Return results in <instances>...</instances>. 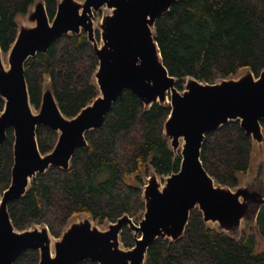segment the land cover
Listing matches in <instances>:
<instances>
[{
  "label": "water",
  "instance_id": "obj_1",
  "mask_svg": "<svg viewBox=\"0 0 264 264\" xmlns=\"http://www.w3.org/2000/svg\"><path fill=\"white\" fill-rule=\"evenodd\" d=\"M179 0H57L49 19L43 0H35L25 23L16 20L17 36L4 65L0 48V147L6 132H13V165L9 186L0 192V264H14L27 250L39 253L38 264H145L146 253L157 239L176 242L184 235L190 212L198 210L203 222L238 239L242 223L248 229L260 211L264 215V163L253 181L228 188L217 184L201 162L207 134L239 121L252 144L264 147V70L258 77L246 70L215 84L186 78L182 91L165 68L154 27ZM103 10L99 22L94 13ZM85 33L98 66L92 76L98 95L73 118L60 111L48 82L43 84L37 112L29 101L24 65L45 53L59 39ZM98 33L99 38H96ZM99 41V42H98ZM124 91L135 95L145 110L159 104L169 108L163 137L181 157L176 173L160 177L150 171L141 188L144 211L123 215L101 230L88 216L69 221L58 239L46 225L17 231L8 204L27 193L31 181L50 168L68 171L77 150L85 148V135L103 127L104 118ZM35 110V109H34ZM57 134L53 149L42 155L36 130ZM254 169V167H253ZM75 220V219H74ZM127 228L134 246L124 248L120 236ZM258 234V231H257ZM53 248V249H52Z\"/></svg>",
  "mask_w": 264,
  "mask_h": 264
},
{
  "label": "trees",
  "instance_id": "obj_2",
  "mask_svg": "<svg viewBox=\"0 0 264 264\" xmlns=\"http://www.w3.org/2000/svg\"><path fill=\"white\" fill-rule=\"evenodd\" d=\"M43 1L52 19L57 0ZM34 2L0 0V48L4 54L16 39L17 18L26 15ZM154 33L163 64L177 80L178 90L188 77L212 85L241 71L258 77L264 70V0H179L156 20ZM97 66L85 33L59 39L24 65L31 106L38 110L43 84L48 82L61 113L75 117L98 95L92 80ZM3 106L0 99V113ZM169 112L159 104L145 110L135 95L124 91L106 114L103 127L85 135L87 146L76 151L68 171L50 168L37 175L25 196L8 204L14 228L24 231L44 224L58 239L68 222L81 214L98 226L116 222L123 215H141L143 178L152 170L159 177L168 176L180 167V155L170 150L163 137ZM261 126L264 129V122ZM36 137L42 155L57 141V134L44 127L37 128ZM13 141L8 129L0 147V192L10 184ZM252 154L251 138L234 121L205 136L201 162L217 184L232 189L251 172ZM256 227L264 238L262 211ZM120 242L126 249L134 246L127 228ZM256 247L253 233L229 237L208 227L194 210L182 238L176 242L157 239L146 253L145 264H264V252H257ZM38 262V251L27 250L14 264Z\"/></svg>",
  "mask_w": 264,
  "mask_h": 264
},
{
  "label": "rangeland",
  "instance_id": "obj_3",
  "mask_svg": "<svg viewBox=\"0 0 264 264\" xmlns=\"http://www.w3.org/2000/svg\"><path fill=\"white\" fill-rule=\"evenodd\" d=\"M78 1H82V0H78ZM102 12H103V10H100L99 12L94 13V23L95 24L100 21V19L102 17ZM18 22H21L23 25L26 24L25 23V17H19L18 18ZM2 59H3L4 65L7 66V53L2 55ZM238 75H236L235 77H237ZM178 91H182V90H178ZM33 112L36 113L37 111L33 109ZM262 134L264 135V129L263 128H262ZM252 146H253L252 169H251V172L247 176H244V177L240 178V181H239L240 185L245 184L246 182L253 181L252 179H253V177H255V174L257 172L258 164L259 163H264V147L263 146H258L256 144H254V145L252 144ZM178 154H179V152H178ZM253 167H254V169H253ZM157 180H158V182L160 184H162V185L164 184V179L163 178H160L158 176ZM81 217H85V214H81V215L71 219L70 221H76L77 219H79ZM107 224L108 223H105V224H103L101 226H98V227L101 230H106L107 229ZM241 229L245 230L246 234L253 233L256 236V241H257L256 250H257V252H264V238L260 237V235L257 234V230H256V228L254 226V223L248 229L242 223Z\"/></svg>",
  "mask_w": 264,
  "mask_h": 264
}]
</instances>
